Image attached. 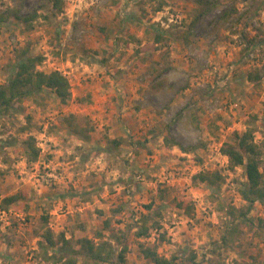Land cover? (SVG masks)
<instances>
[{
  "label": "rangeland",
  "instance_id": "1",
  "mask_svg": "<svg viewBox=\"0 0 264 264\" xmlns=\"http://www.w3.org/2000/svg\"><path fill=\"white\" fill-rule=\"evenodd\" d=\"M53 1L0 0V84L29 48L71 92L62 105L36 91L0 117V210L20 195L10 223L0 216V264H87L76 252L83 236L118 253L115 240L127 238L126 264H148L140 245L160 234L159 254L176 264H264V205L242 217L245 168L221 152L249 128L264 147V0H64L62 11ZM14 11L38 17L27 24ZM29 136L36 162L23 150ZM200 172L224 180L210 186L194 179ZM178 201L193 204L195 218ZM148 217L163 227L139 238ZM228 224L237 232L224 241ZM47 229L74 247H56L62 261L49 259L51 248L44 257Z\"/></svg>",
  "mask_w": 264,
  "mask_h": 264
},
{
  "label": "trees",
  "instance_id": "2",
  "mask_svg": "<svg viewBox=\"0 0 264 264\" xmlns=\"http://www.w3.org/2000/svg\"><path fill=\"white\" fill-rule=\"evenodd\" d=\"M64 0H54V7L59 11H62V5ZM14 17L23 20L27 24H31L37 19L38 14L33 13L29 17L22 18L18 12L14 11ZM43 56H35L30 54V49L23 50L18 55L15 65L13 66L14 71L11 75L8 84H0V117H3L16 107L17 102L23 101L25 98L31 96L36 91L51 90L61 100L62 105H67L68 98L71 95L70 82L64 74L60 71H53L46 73L40 70V65L43 63ZM253 80H258L259 76L254 75ZM255 76V77H254ZM80 135H83V140L90 139L89 133H85L83 128H79ZM253 128H249L243 133L234 132L233 137L223 143L221 152L229 160L230 167L232 169L237 167H244L247 181L243 187L240 188V193L244 200L248 202V212L242 213V217L246 218L253 205L256 202H261L264 205V172L261 170L262 157L264 154V147L257 144L255 140ZM165 141L170 145H177L183 149L182 144L176 140L166 137ZM116 145L121 144V140L115 141ZM199 146H193L190 150H195ZM23 150L27 154L29 161L36 162L41 154L40 148L36 145V140L32 136H29L26 141L23 142ZM189 150V151H190ZM188 151V149H185ZM196 181L208 183L212 186L224 180V177L220 172L209 173L200 172L194 176ZM19 194L7 196L1 203L2 210H7L19 201ZM181 208L184 213L191 218H195V208L193 204L186 201H178L175 204ZM152 208L151 206H149ZM158 212V216H160ZM248 219V218H247ZM250 219V218H249ZM44 224L48 221V218H43ZM152 223L149 224V221ZM106 227H110L111 223L109 220L105 222ZM260 225L264 227V219L260 220ZM230 226V227H229ZM163 225L160 218H146L144 223L139 226L136 232L137 237L151 238L152 231H160ZM228 231L223 235L222 240L226 241L227 236L233 235L237 232L234 224H228ZM228 234V235H227ZM2 234L0 233V238ZM43 240L39 242L40 247L44 250V257L49 258V248L54 249V253L51 258L55 262L62 261L63 256L57 257L56 247L59 244L62 248H58L57 251L71 250L74 247L71 246V242L67 239L65 234H61L55 237V234L47 229L43 234ZM57 238V239H55ZM100 238V237H99ZM165 237L156 238L154 242L148 244H141V253L143 257L148 260V264H176V257L166 258L158 252L159 243L164 241ZM117 244L123 245L121 251L118 253L112 242L106 240H100L96 242L88 237H81L79 239L80 250L76 252L79 255L86 257L87 264H126V255L129 250V240L126 238L123 241L119 239L115 240ZM196 256H193L195 258ZM63 264H77V258L69 257Z\"/></svg>",
  "mask_w": 264,
  "mask_h": 264
},
{
  "label": "built area",
  "instance_id": "3",
  "mask_svg": "<svg viewBox=\"0 0 264 264\" xmlns=\"http://www.w3.org/2000/svg\"><path fill=\"white\" fill-rule=\"evenodd\" d=\"M0 216L6 218L7 223H10L8 221L10 220V217L13 216V212L12 210H0Z\"/></svg>",
  "mask_w": 264,
  "mask_h": 264
}]
</instances>
